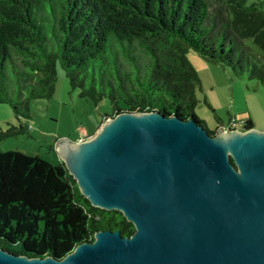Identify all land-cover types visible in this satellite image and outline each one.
<instances>
[{
  "label": "trees",
  "instance_id": "16d2710c",
  "mask_svg": "<svg viewBox=\"0 0 264 264\" xmlns=\"http://www.w3.org/2000/svg\"><path fill=\"white\" fill-rule=\"evenodd\" d=\"M249 38L264 52V8L249 0H0V104L31 118L33 99L54 96L59 64L82 98L96 105L109 98L107 117L176 114L214 135L218 128L196 113L202 80L188 52L264 84V59L255 58ZM24 132L25 123L7 131L0 124V141ZM102 229L136 231L119 210L93 206L63 160L0 151L2 248L62 259Z\"/></svg>",
  "mask_w": 264,
  "mask_h": 264
},
{
  "label": "water",
  "instance_id": "95a60500",
  "mask_svg": "<svg viewBox=\"0 0 264 264\" xmlns=\"http://www.w3.org/2000/svg\"><path fill=\"white\" fill-rule=\"evenodd\" d=\"M57 148L92 205L136 231L98 230L62 259L0 246V264H264V128L212 135L194 118L122 111Z\"/></svg>",
  "mask_w": 264,
  "mask_h": 264
},
{
  "label": "rangeland",
  "instance_id": "374dc122",
  "mask_svg": "<svg viewBox=\"0 0 264 264\" xmlns=\"http://www.w3.org/2000/svg\"><path fill=\"white\" fill-rule=\"evenodd\" d=\"M249 2L260 3L264 8V0H249ZM253 40V38H249L245 40V43L250 46L255 58L262 61L264 52ZM192 52L197 53L190 49V53ZM197 55L201 57L199 54ZM212 64L216 66L213 77L218 84H225L226 93L229 74L235 77L240 76L246 80L245 86H249L252 95L249 96V103H245V106L251 105L254 110L257 109L261 112L257 122L258 125L264 126V84L250 79L248 72L237 75L233 69L226 65ZM57 70V90L54 96L33 99L30 105L31 118L19 119L10 104L7 102L0 104V124L4 130L7 131L13 125L20 126L22 123L29 125V132L18 133L1 140L0 151L20 150L26 154L39 155L52 164H59L62 159L57 147L63 137L75 140L83 135H94L101 123L106 120L107 114L113 113V105L108 97H104L98 105L91 99L82 98L79 94L80 88H74L71 85L64 68L58 64ZM221 101H223L224 107L217 113L224 121H228L230 116L228 95L224 94ZM196 113L207 122L210 130H217L220 121L209 106L202 103L198 106ZM242 117L240 116L239 119Z\"/></svg>",
  "mask_w": 264,
  "mask_h": 264
},
{
  "label": "crops",
  "instance_id": "0c3cea01",
  "mask_svg": "<svg viewBox=\"0 0 264 264\" xmlns=\"http://www.w3.org/2000/svg\"><path fill=\"white\" fill-rule=\"evenodd\" d=\"M188 56L191 62L195 65V68L197 69V72L202 80L201 81L202 90H200L198 93L199 95L198 97L200 99L199 105L203 103L204 105L209 106L208 105L209 102L210 105H212L216 110L214 113L218 115L217 112L224 107V103L221 100H223L224 94L228 95V100L230 103V110L228 111V113L230 116L228 121H224V119L218 115L221 119L219 126L228 125L227 123L230 122L232 116H237V117L243 116L242 118H251L253 120V123L255 124L254 128H258V129L264 128V126L258 125L257 122L261 112L257 109L254 110V108L251 105L250 106L248 105L249 107L245 106V103L247 102L249 103L248 98L252 94L251 91L249 90V86H245L247 82L244 78L240 76L235 77L229 74V78L227 79L228 82L226 83L228 89L226 93L225 84L223 85L218 84V82L213 77V71L215 70L214 68L216 66H214L212 62L207 61L202 57H199L197 53L194 52L192 53L188 52ZM89 135H93V134H89ZM89 135H83L78 140L84 139L86 138V136Z\"/></svg>",
  "mask_w": 264,
  "mask_h": 264
},
{
  "label": "built area",
  "instance_id": "2783aa9c",
  "mask_svg": "<svg viewBox=\"0 0 264 264\" xmlns=\"http://www.w3.org/2000/svg\"><path fill=\"white\" fill-rule=\"evenodd\" d=\"M245 124H246V121H244L243 119L233 117L231 122L228 125L219 126L218 129L219 128H224V130H230V129H234V128L243 129L245 127Z\"/></svg>",
  "mask_w": 264,
  "mask_h": 264
}]
</instances>
